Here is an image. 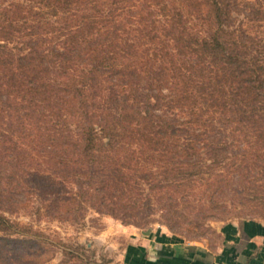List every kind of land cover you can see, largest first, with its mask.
I'll return each mask as SVG.
<instances>
[{
  "label": "trees",
  "instance_id": "16d2710c",
  "mask_svg": "<svg viewBox=\"0 0 264 264\" xmlns=\"http://www.w3.org/2000/svg\"><path fill=\"white\" fill-rule=\"evenodd\" d=\"M0 2L6 140H27V161L77 169L101 203L134 209L141 182L158 194L192 187L199 164L180 159L198 155L193 143L206 135L181 139L187 126L213 128L225 117L264 143V42L250 49L239 41L221 0H36L30 9ZM132 18L135 33L126 28ZM176 109L189 118L166 115ZM9 227L0 214V228Z\"/></svg>",
  "mask_w": 264,
  "mask_h": 264
},
{
  "label": "rangeland",
  "instance_id": "374dc122",
  "mask_svg": "<svg viewBox=\"0 0 264 264\" xmlns=\"http://www.w3.org/2000/svg\"><path fill=\"white\" fill-rule=\"evenodd\" d=\"M13 1L2 3L10 6ZM21 1L28 9L39 5L36 0ZM221 1L229 13L227 27L239 41L250 49L264 42V0ZM153 10L154 15H162L157 7ZM31 15L28 10L23 16ZM132 22H126V28L135 33L133 18ZM26 30L33 33V29ZM19 42L11 46L22 47ZM166 115H176L180 121L189 118L178 109ZM217 121L213 128L191 125L180 134L181 139L206 135L193 143L198 155L180 159L199 164L193 186L158 194L141 182L144 191L137 196V207L128 210L98 201L87 189L92 183L84 175H75L77 169L63 170L55 167V162H41L39 156L27 161L23 156L30 151L27 140L12 141L10 137L11 142L7 141L9 128L0 127V140L6 141L0 148V214L11 225L0 228V264H122L130 239L144 237L147 232L167 233L188 242L217 243L228 223L264 220V143L247 139L240 127L233 131L236 124H228L225 117ZM182 141V148L191 152L192 147ZM12 143L18 146L7 153ZM214 149L222 156H216ZM40 169L45 173L39 174Z\"/></svg>",
  "mask_w": 264,
  "mask_h": 264
},
{
  "label": "crops",
  "instance_id": "0c3cea01",
  "mask_svg": "<svg viewBox=\"0 0 264 264\" xmlns=\"http://www.w3.org/2000/svg\"><path fill=\"white\" fill-rule=\"evenodd\" d=\"M122 264H264V220L226 224L217 243L167 233L130 239Z\"/></svg>",
  "mask_w": 264,
  "mask_h": 264
},
{
  "label": "water",
  "instance_id": "95a60500",
  "mask_svg": "<svg viewBox=\"0 0 264 264\" xmlns=\"http://www.w3.org/2000/svg\"><path fill=\"white\" fill-rule=\"evenodd\" d=\"M147 234H149V232H147Z\"/></svg>",
  "mask_w": 264,
  "mask_h": 264
}]
</instances>
